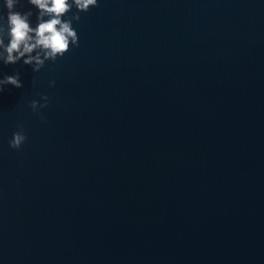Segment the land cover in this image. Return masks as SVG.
<instances>
[{"label":"water","instance_id":"95a60500","mask_svg":"<svg viewBox=\"0 0 264 264\" xmlns=\"http://www.w3.org/2000/svg\"><path fill=\"white\" fill-rule=\"evenodd\" d=\"M80 17L39 72L0 62V264H264V0Z\"/></svg>","mask_w":264,"mask_h":264},{"label":"clouds","instance_id":"9594fccd","mask_svg":"<svg viewBox=\"0 0 264 264\" xmlns=\"http://www.w3.org/2000/svg\"><path fill=\"white\" fill-rule=\"evenodd\" d=\"M28 3L38 10L35 27L30 22L33 16L31 10L23 13L16 11L20 0H4L8 42L5 43V25L0 24V62L14 65L22 61L24 65L31 66L33 72H39L46 61L54 63L62 58L70 50V46L79 47V37L73 28V22L80 21V13L98 6V0H28ZM73 8L76 9L75 12H72ZM70 12L72 15L69 16ZM8 85L23 87L19 72L0 78V93ZM49 86L54 87L55 81H50ZM40 98L43 103L37 100L30 102L34 114H40V109L48 107L49 97L41 95ZM41 119H44L43 116ZM18 128L9 141V147L14 150H19L27 140L24 129L20 126Z\"/></svg>","mask_w":264,"mask_h":264}]
</instances>
